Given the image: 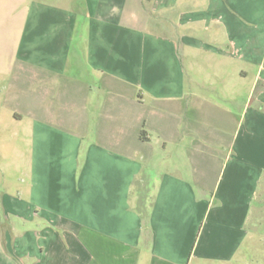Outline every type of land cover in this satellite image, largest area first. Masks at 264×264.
<instances>
[{
	"label": "crops",
	"instance_id": "0c3cea01",
	"mask_svg": "<svg viewBox=\"0 0 264 264\" xmlns=\"http://www.w3.org/2000/svg\"><path fill=\"white\" fill-rule=\"evenodd\" d=\"M15 125L0 264H254L264 0H0Z\"/></svg>",
	"mask_w": 264,
	"mask_h": 264
},
{
	"label": "rangeland",
	"instance_id": "374dc122",
	"mask_svg": "<svg viewBox=\"0 0 264 264\" xmlns=\"http://www.w3.org/2000/svg\"><path fill=\"white\" fill-rule=\"evenodd\" d=\"M181 53H182V51H181ZM187 61H189L188 58H187ZM200 63H202V60ZM197 64H198V62H197ZM195 69H199V68H195ZM206 70H209V69H206ZM242 92H246V90L242 91ZM19 129H20V127L15 125L13 127H10L7 131L2 133L4 136H7L5 141L9 142L11 144V146L8 149L7 155L1 154L2 149L0 148V185H2V183L4 181V178L1 174V170H3L5 173H7L9 177L11 175H13V177L10 178V181H13V182H10L11 184L16 183V177L22 179V176L20 174V172L23 171L22 165L21 164L18 165L17 163H12L11 159H10V158L18 159V158H21L23 156V151H22L23 149H22V145L20 142L21 136L18 135V134H20ZM0 143H1V141H0ZM3 150L5 153L6 150L5 149H3ZM24 155H26L25 152H24ZM14 175H16V177H14ZM0 188H2V187H0ZM255 243H257V242H255ZM253 252L255 255L254 264H264V246L254 244Z\"/></svg>",
	"mask_w": 264,
	"mask_h": 264
}]
</instances>
